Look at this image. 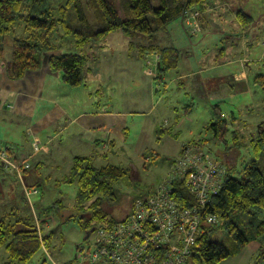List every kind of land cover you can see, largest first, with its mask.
<instances>
[{
	"label": "crops",
	"instance_id": "1",
	"mask_svg": "<svg viewBox=\"0 0 264 264\" xmlns=\"http://www.w3.org/2000/svg\"><path fill=\"white\" fill-rule=\"evenodd\" d=\"M63 3L50 0L53 9ZM240 9L252 17L249 25L243 26L236 18L235 12ZM197 10L198 17L186 13L179 20L185 32L196 38L194 44L181 46L172 37V33H178L174 21L157 31L150 42L115 32L103 42L88 45L81 52L88 55L82 99L66 96L61 77L47 66L48 54L41 55L39 69L18 80L8 77L6 61L10 55L3 54L0 148L9 146L12 160L31 164L23 175L28 187L36 188L38 194L43 182L40 172L50 162L58 169L66 155L72 163L75 157H84L94 165L105 155L119 158L124 152L127 161L136 159L144 164V152L151 148L167 157V174L182 146L205 137L201 132L212 119L214 105L220 106L230 132L243 135L241 131L252 126L256 133L258 124L264 122V112L253 121L251 114L241 112L246 107L242 99L248 97L250 106L264 110V82L260 80L264 78V2L206 0ZM18 27L12 33L21 37L23 30L18 34ZM194 27L199 31L192 34L189 29ZM150 45L176 49L180 56L177 67L163 74L157 73V68L149 73V56L142 51ZM70 46L74 47L72 41L62 40L52 53H75V49L68 50ZM131 84V91L126 92ZM227 99H237L239 108L224 109ZM207 106L209 115L204 113L207 116L201 130L194 134L190 128L192 116L203 113ZM130 129L136 142L124 151L122 145L127 144ZM32 143L39 147L37 152ZM3 175L0 169V216L17 207L4 202L9 197L14 200L16 188ZM218 264H264V238L250 242L237 255Z\"/></svg>",
	"mask_w": 264,
	"mask_h": 264
},
{
	"label": "trees",
	"instance_id": "2",
	"mask_svg": "<svg viewBox=\"0 0 264 264\" xmlns=\"http://www.w3.org/2000/svg\"><path fill=\"white\" fill-rule=\"evenodd\" d=\"M205 2L157 0L158 6L154 8L150 0H64L63 5L53 9L50 0H0V59L4 54L6 37L22 24L23 36L13 38L10 58L6 61L8 77L18 80L27 72L39 69L41 55L48 54L49 70L60 74L65 85L76 88L84 81L88 55L81 52L88 45L103 42L115 32L140 36L150 42L157 31L182 19L191 9L198 11ZM149 15H152L153 25L148 20ZM235 16L243 26L252 22V17L241 9L235 12ZM55 32L63 37L70 36L77 53L53 54L57 45L51 42V36ZM147 51H157L160 56L157 73L163 74L177 67L180 56L176 49L150 45L143 49L142 54ZM260 80L264 82V78ZM211 116L206 133L226 147L228 127L219 105L212 107ZM230 138L232 148L238 149L236 133L232 132ZM206 142L207 139L203 138L193 143L204 146ZM251 142L252 153L264 152V122L258 124ZM224 165L227 175L223 186L212 197L208 208L218 218L219 225L208 227L197 239L189 264H218L237 255L250 242L264 238V220L261 219L264 211V165L260 168L258 160L253 159L245 164L239 177L234 175L236 163L234 166ZM129 173V168L113 165L95 167L90 159L75 157L69 176L63 179V183H76L74 215L64 217L63 205L56 200L51 209L62 217L58 226L62 220L76 219L84 231L98 224L118 221L108 218L102 205L115 202L113 186ZM181 189V202L184 205L193 203L191 196ZM86 202L89 203L87 206ZM39 219L45 222L52 217L43 220L39 215ZM56 231L55 228L43 236V244L47 248H51ZM217 231L226 234L227 240H210V234ZM0 249L6 253L5 264H28L41 250L32 218L19 215L18 207L0 216Z\"/></svg>",
	"mask_w": 264,
	"mask_h": 264
},
{
	"label": "built area",
	"instance_id": "3",
	"mask_svg": "<svg viewBox=\"0 0 264 264\" xmlns=\"http://www.w3.org/2000/svg\"><path fill=\"white\" fill-rule=\"evenodd\" d=\"M192 11L193 18L199 15L196 10ZM190 30L197 32L196 27ZM146 55L152 74L160 56L157 51H147ZM32 146L35 152L39 150L36 143ZM9 149V146L0 148V168L16 174L22 181L30 163L12 160ZM226 175L225 165L207 147L197 143L184 145L172 160L165 178L148 193L137 197L123 219L93 227L88 238L75 247L70 264H189L197 239L208 227L219 225L218 218L208 208ZM181 188L193 203L181 202ZM23 190L32 205L31 197L37 191L32 187ZM37 235L44 250L39 228ZM44 254L55 264L48 253Z\"/></svg>",
	"mask_w": 264,
	"mask_h": 264
},
{
	"label": "rangeland",
	"instance_id": "4",
	"mask_svg": "<svg viewBox=\"0 0 264 264\" xmlns=\"http://www.w3.org/2000/svg\"><path fill=\"white\" fill-rule=\"evenodd\" d=\"M235 1V0H234ZM247 3L248 0H241L242 3ZM152 6L156 8L158 6L157 0H150ZM237 2V0H236ZM191 9V11H188L187 14L190 16H194V12ZM199 12V11H195ZM200 14V13H199ZM89 17L90 13H88ZM199 16V15H198ZM197 16V17H198ZM148 20L151 25H153V18L152 15L148 16ZM180 19L175 21V24L178 26L177 32L180 33V37L172 33V37L176 40L178 39L180 41V45L186 46L190 44H194L196 41V38L194 36L189 35V32H185V27H182L180 25ZM21 23V22H20ZM174 24V23H173ZM22 25V24H21ZM18 27L16 32L18 34H21L22 27ZM23 26V25H22ZM17 27V26H16ZM172 28L173 25H170ZM195 28V27H194ZM196 31L198 32L199 29L196 27ZM187 31V30H186ZM190 33L191 30L189 29ZM188 33V34H187ZM196 32H193L192 34H195ZM15 36L14 33L9 34L6 37L5 40V48H4V54L5 56H9L11 54V47H12V40ZM64 42H70L72 41L70 36L63 37L60 33L55 32L51 36V42L56 44L60 41ZM70 49V50H69ZM69 51H74V47H69ZM60 76V74H59ZM62 88L64 92L66 93V96L70 99H76L84 97V91L82 89L83 85L73 88L65 85L62 82ZM133 84H131L130 88L126 90V92L131 91V87ZM237 99H227L226 105H222L224 109L230 110L232 108L238 109L239 106L235 103ZM243 102L246 103V107L242 110V114L247 113L250 115V118L253 119L256 118V116H261L262 112L264 110L259 107L258 110L254 108V106H250L251 99L243 98ZM215 104V103H214ZM229 104H232L234 106H230ZM237 106V107H236ZM203 113L195 114L192 116V125L190 128L194 129V134H196L200 127H202L203 122L206 119V116L209 115L207 111L209 110L208 106L203 109ZM258 111V112H257ZM211 112V111H210ZM204 113H207V115H204ZM211 115V114H210ZM248 122H251L250 120ZM190 126V125H189ZM202 130H204L202 128ZM243 135H240L239 132L236 133V139L239 146L238 149L232 148V141L230 138V135L232 132L228 130V134L225 137L226 139V147L220 143L217 142V140L211 139V135L206 134V131H202L201 134L204 139H207L208 142L205 143V147L209 149V151L213 154L214 158L219 161L228 163L230 165H235V172L234 175L236 177H239L241 170L245 166L247 162H249L251 159H257L258 165L260 168H263L264 165V152L259 151L256 155L252 153L251 145L253 138H255L256 133L255 129L252 126L246 127L244 130L241 131ZM130 136L128 137L125 145H122V148L124 151H128L127 149L133 148V144L136 142V139L133 137L132 129H130ZM210 139V140H209ZM188 144V143H187ZM126 145H128L126 147ZM186 145V144H185ZM147 146V144H145ZM184 146H182L183 148ZM147 150L144 152L146 156V160L144 161V164H138L136 159H132L131 162L127 161V156L123 152L122 155H119V158H115V154H112L111 156L105 155L106 158L102 160V162H99L96 160L94 163L95 166H104L107 164L112 165H120L124 166L130 169V173L127 177L121 179L119 182L114 184L113 190L116 194L115 202L108 204L106 202L103 203L102 209L104 214L107 215L108 218H112L114 220L123 219L127 212L130 210L131 201L135 197H140L143 194L148 193L155 185H157L159 182H161L166 174L165 169V163H166V156L162 152H154L151 148H146ZM159 149V147H158ZM237 150V151H236ZM143 153V154H144ZM154 156V158H152ZM177 157V156H176ZM127 159V160H126ZM172 162V161H171ZM170 162V164H171ZM72 166V159H69L66 155L61 161H60V167L58 169L55 168L52 162L48 163L46 167L40 172L41 178L43 180L42 186L38 188L39 193L35 194L31 197V204L27 201L25 197V193L23 188L28 187L27 184H25V181L22 178V181H20V178L17 177L16 174L10 173L9 171L3 170L5 175V179L10 180L12 183V186L16 188V191L14 192V195L12 196L14 200H10V197L8 198V201H4L7 204L15 205L19 209V215H22L24 217H31L33 220V223L37 228L40 229L41 235L45 236L48 235V232L56 228V232L52 236V244L51 248H47L46 244L44 243L45 251L41 248L29 261L28 264H52L50 261H48L45 257V253H48V255L51 257L52 261L55 264H70V262L73 260L75 247L82 243V237H83V229L81 225L78 223L76 219H71L70 221L61 222L60 226L59 220L62 219L60 215L55 214L52 211V203H54L56 200L61 201V205H63V211L62 215L69 216L74 215V205H75V194H76V183L75 181H72L71 183H63L62 178L65 176H69L70 174V168ZM31 167V164H30ZM170 169V168H169ZM2 176V177H3ZM30 187H28L29 189ZM31 189V188H30ZM22 195H21V191ZM33 190L36 192L37 189L33 187ZM29 191V190H27ZM89 203H85V206H87ZM34 212V214H33ZM43 220L50 219L52 217V220H47L45 222H41L39 219V215ZM261 219L264 220V211L261 215ZM38 223V225H36ZM210 240H227L226 234H224L221 231H217L214 234H210ZM7 262V256L4 251V249H0V264H5Z\"/></svg>",
	"mask_w": 264,
	"mask_h": 264
},
{
	"label": "flooded vegetation",
	"instance_id": "5",
	"mask_svg": "<svg viewBox=\"0 0 264 264\" xmlns=\"http://www.w3.org/2000/svg\"><path fill=\"white\" fill-rule=\"evenodd\" d=\"M92 229H89V230L86 229V230L83 231L82 242L85 241L88 238V236L90 235Z\"/></svg>",
	"mask_w": 264,
	"mask_h": 264
},
{
	"label": "water",
	"instance_id": "6",
	"mask_svg": "<svg viewBox=\"0 0 264 264\" xmlns=\"http://www.w3.org/2000/svg\"><path fill=\"white\" fill-rule=\"evenodd\" d=\"M157 66H159V64H157Z\"/></svg>",
	"mask_w": 264,
	"mask_h": 264
}]
</instances>
